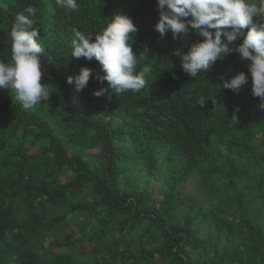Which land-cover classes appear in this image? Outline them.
<instances>
[{
  "label": "trees",
  "instance_id": "16d2710c",
  "mask_svg": "<svg viewBox=\"0 0 264 264\" xmlns=\"http://www.w3.org/2000/svg\"><path fill=\"white\" fill-rule=\"evenodd\" d=\"M78 3L0 0L8 63L16 15L38 10L50 93L24 109L0 88V264H264V110L250 81L239 94L221 86L246 61L232 53L190 78L174 53L200 37L160 38L156 0ZM115 13L138 27L137 71L153 72L139 92L97 97L107 81L95 59L71 55V28L99 33ZM81 67L92 75L77 92L66 78Z\"/></svg>",
  "mask_w": 264,
  "mask_h": 264
},
{
  "label": "clouds",
  "instance_id": "9594fccd",
  "mask_svg": "<svg viewBox=\"0 0 264 264\" xmlns=\"http://www.w3.org/2000/svg\"><path fill=\"white\" fill-rule=\"evenodd\" d=\"M57 7L66 13L78 11V0H55ZM158 20L154 29L160 38L171 33L173 40L186 41L195 33V42L187 45V51L180 49L175 55L180 58V66L190 78H197L209 71L218 60L237 53L246 61L247 74L239 71L227 79H222L223 89L239 94L249 84L253 97L259 98L258 107L264 110V0H156ZM37 9L31 5L18 13L10 31L11 62L0 60V88L10 87L15 99L24 109H32L50 93L41 83L45 75L41 55L44 52L39 42V30L34 17ZM71 55L77 59H95L103 75L97 79L107 87L93 92L99 97L112 90L114 94L128 91L139 92L149 81L153 68L144 65L139 71L138 56L132 45L138 27L133 20L120 13L107 19L99 33H85L72 27ZM239 39L240 43H236ZM182 47H184L182 45ZM148 48L145 46L144 56ZM92 75V69L81 67L77 75L66 78V83L74 84L77 92L82 91ZM214 109L225 114L223 103L212 99ZM234 109L231 120L238 122Z\"/></svg>",
  "mask_w": 264,
  "mask_h": 264
},
{
  "label": "rangeland",
  "instance_id": "374dc122",
  "mask_svg": "<svg viewBox=\"0 0 264 264\" xmlns=\"http://www.w3.org/2000/svg\"><path fill=\"white\" fill-rule=\"evenodd\" d=\"M187 192L191 193L196 198H200L198 190L192 184L188 187Z\"/></svg>",
  "mask_w": 264,
  "mask_h": 264
}]
</instances>
